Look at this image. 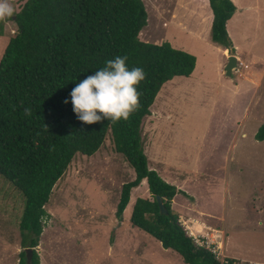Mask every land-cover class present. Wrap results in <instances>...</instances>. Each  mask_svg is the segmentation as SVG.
Masks as SVG:
<instances>
[{"label":"rangeland","instance_id":"1","mask_svg":"<svg viewBox=\"0 0 264 264\" xmlns=\"http://www.w3.org/2000/svg\"><path fill=\"white\" fill-rule=\"evenodd\" d=\"M25 1L10 0L16 12ZM142 1L147 12L142 41L159 43L169 36L198 54L196 73L165 82L142 120L148 165L168 180L178 174L182 185L176 188L182 193L173 196L170 206L187 234L192 231L181 216L188 225L205 220L206 226L224 231L221 260L264 264V139L255 138L264 123V51L256 45L238 58L244 62L241 73L262 69L255 94L260 98L253 104L254 85L242 84L244 78L237 79L232 69L230 75L224 70L223 79L216 77V56L202 38L212 20L208 0ZM256 1L264 9V0ZM3 25L0 57L16 29L11 20ZM263 26L264 10L229 23L237 37L243 31L249 39ZM134 177L132 166L114 150L110 132L95 153H75L44 205L48 216L35 247L41 264H186L177 251L130 221L137 198L152 200L146 179L131 188L122 221L115 217L121 186ZM183 199L194 202L198 212L178 213L173 202ZM23 205L22 193L0 174V264H18L24 249L18 227Z\"/></svg>","mask_w":264,"mask_h":264},{"label":"trees","instance_id":"2","mask_svg":"<svg viewBox=\"0 0 264 264\" xmlns=\"http://www.w3.org/2000/svg\"><path fill=\"white\" fill-rule=\"evenodd\" d=\"M208 1L213 12L211 39L232 51L225 24L236 7L231 0ZM7 20L16 29L0 57V174L24 197L18 227L21 246L33 248L30 264H41L35 247L55 183L75 153H95L108 132L114 150L135 172L121 186L115 217L122 221L131 188L146 179L152 200L136 199L132 225L177 251L186 264H221L211 250L195 243L171 209L173 196L182 192L149 167L141 132L142 120L163 84L175 76H189L195 55L167 41L156 44L139 38L147 23L142 0H26L14 16L0 21V35ZM117 56H127L129 69L140 67L146 74L136 86L140 107L129 120L115 124L107 119L94 124L79 121L70 92ZM25 108L31 109V116L24 115ZM255 138L264 139V124ZM157 195L166 213L160 212ZM26 261L23 249L18 264ZM226 264L235 262L229 259Z\"/></svg>","mask_w":264,"mask_h":264},{"label":"clouds","instance_id":"3","mask_svg":"<svg viewBox=\"0 0 264 264\" xmlns=\"http://www.w3.org/2000/svg\"><path fill=\"white\" fill-rule=\"evenodd\" d=\"M15 14L16 9L10 0H0V21L11 18ZM127 60V56H117L107 60L103 68L87 76L72 89L71 103L73 112L79 121L94 124L107 119L115 124L121 120H129L131 114L138 110L140 94L136 86L145 79L146 74L140 67L129 69L126 66ZM239 62L240 60L237 59L235 63L238 71ZM64 103H69V100L65 99ZM31 114L30 108L24 109L25 116H31ZM45 130H48V126ZM206 228L211 233L219 235L217 240L222 241L221 248L218 253L213 254L221 264H226L229 259H220L223 255L224 231L208 226ZM205 236H210V234H205Z\"/></svg>","mask_w":264,"mask_h":264},{"label":"crops","instance_id":"4","mask_svg":"<svg viewBox=\"0 0 264 264\" xmlns=\"http://www.w3.org/2000/svg\"><path fill=\"white\" fill-rule=\"evenodd\" d=\"M200 1H203V0H200ZM231 1L235 5L236 9H235L233 15L226 21L225 27H226L228 36H229V38L231 40V43H232V47L234 49V52H231V51H229L228 48H225L224 46L220 45L219 43L212 41V39H211V28H212V21H213V12L212 11H211V13H212V20H211V23H210V32L206 34V37H202L206 41V43L210 46L212 52L216 56V59L217 60H216L215 66H214V71L216 72V77L218 79L221 78V77H222L221 79H223V74L225 73L224 72V70H225L224 69V66L227 63V58L229 56L234 55L236 57V62H237V59L239 58V54L244 53L245 55H248L247 52H249V54H250L252 48L253 47H256V45L258 46V50L264 51V26L263 27H260V28H255L254 29L253 34L255 35V38H253V39H249L248 38L249 35L247 33H244L243 31H240V36L237 37L229 29V23L235 17H243L244 15H248V13H254L256 11L262 12L264 10L263 9V6H261L259 3H257L256 0H254L252 3H245L242 0H231ZM172 26H174V25H172ZM194 35H195V33H194ZM0 37H2V35H0ZM164 41L169 42L170 45L173 48L180 49V50H183V51L188 50L189 52L188 51H186V52L195 55V57H196L195 67H194L192 73L189 76L194 75L196 73V71H197V60H198V54H197V52L194 51V50H192V49H188L187 47H184V46H181V45L176 44L174 42V39L171 38V37H169V36L162 37L161 38V41L159 43L164 42ZM159 43L157 42L156 44H159ZM253 57H255L254 56V53L252 54V58ZM255 59L259 60L256 57H255ZM240 62L241 63L239 65V71L235 73L236 74V78L237 79L238 78L240 79V77L244 78L241 81L242 84H245L246 85L247 83H250L252 86L254 85L253 92H252V98H254V100H253V104H254L260 98L258 94L257 95H255V94H256V88H257V86L259 87V84L261 82L259 80V78H260V72L262 71V69L260 68L259 71H257L256 74H254V72H252V73L250 72L251 74L250 73H247V72L241 73V67L244 64V62L242 60H240ZM226 83H228V81ZM234 87H235V85H234ZM238 88H240V87L238 86ZM233 90H237V89H233ZM262 112H264V109L262 110ZM247 117L245 118V121H246ZM158 174L165 181H167L169 183H172L173 185H175L178 188L181 187V185H182L181 183L182 182L180 183V181H178V179H179L178 174L176 175V179L175 178H172V180H168L166 177H164L163 175H161V173L159 171H158ZM204 179L205 180H208L206 178H204ZM228 179L231 180L230 178H228ZM193 180H196V182H198L199 180H202V179L201 178H195ZM208 182H209V180H208ZM179 184H181V185L179 186ZM183 190H185L189 195L192 194L191 192L188 191V189L185 187V185H183ZM176 195H178V193ZM176 195H174V196H176ZM193 204H194V202L192 203V201H189V200H186V199L185 200L183 199L182 200V203H178L177 201H174L173 202V206L178 207L177 208L178 209V213H179V211L180 212H187V211H189L188 209L191 208L192 213L195 214V212H198V208H197V210L196 209H193L192 207L195 208V206ZM174 209H176V208H174ZM199 209L202 210L201 208H199ZM181 218H182L181 222H183V224L185 225V227L186 228H189L190 231L195 232L196 234L197 233L198 234H201V235L211 234V232L208 231V229L206 228V225L205 224H207V223L205 222V220H203V222L196 221L195 223H193V225H188L189 219H185L184 216L183 217L181 216ZM185 220H187V221H185ZM193 226H194L193 229H195V230H192L191 229ZM198 227H201L200 230L198 229ZM208 227H212V226H209L208 225ZM136 228H138V227H136Z\"/></svg>","mask_w":264,"mask_h":264},{"label":"built area","instance_id":"5","mask_svg":"<svg viewBox=\"0 0 264 264\" xmlns=\"http://www.w3.org/2000/svg\"><path fill=\"white\" fill-rule=\"evenodd\" d=\"M240 63L241 62H239V64ZM232 70L238 72V67L235 65ZM190 234L194 237L196 244L207 247L213 253H218L219 249L221 248L222 241L217 240L219 237L217 233H211L210 236H203L192 232Z\"/></svg>","mask_w":264,"mask_h":264},{"label":"water","instance_id":"6","mask_svg":"<svg viewBox=\"0 0 264 264\" xmlns=\"http://www.w3.org/2000/svg\"><path fill=\"white\" fill-rule=\"evenodd\" d=\"M235 63H236V57L234 55L229 56L228 60H227V63L225 65L226 74H228V75L231 74V69L235 65ZM156 200H157V203L159 205L160 212L161 213H166L167 211L165 209V206L163 205L161 196L157 195L156 196ZM32 250H33V248H31V247L24 248V251H25L26 257H27V262H30V260H31Z\"/></svg>","mask_w":264,"mask_h":264},{"label":"bare ground","instance_id":"7","mask_svg":"<svg viewBox=\"0 0 264 264\" xmlns=\"http://www.w3.org/2000/svg\"><path fill=\"white\" fill-rule=\"evenodd\" d=\"M201 227H198V229L200 230Z\"/></svg>","mask_w":264,"mask_h":264}]
</instances>
